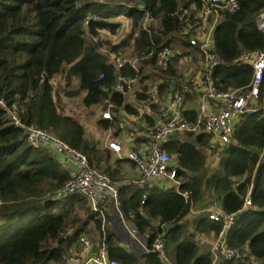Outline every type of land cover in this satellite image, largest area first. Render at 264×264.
I'll list each match as a JSON object with an SVG mask.
<instances>
[{"label": "trees", "instance_id": "1", "mask_svg": "<svg viewBox=\"0 0 264 264\" xmlns=\"http://www.w3.org/2000/svg\"><path fill=\"white\" fill-rule=\"evenodd\" d=\"M238 1L240 8L225 13L214 32L215 47L224 63L214 69L212 78L225 90L252 81L253 67L236 59L245 50L264 48V31L257 26L264 0ZM195 2L0 0V100L8 107L0 104V264H62L82 234L95 240L103 235L102 218L84 195L56 197L71 178L72 167L61 164L49 148L34 149L25 130L13 122L9 109L25 124L37 125L86 154L94 167L104 169L119 183L124 214L149 246L165 231L166 250L174 264H254L252 259L264 264V118L259 111L246 112L239 119L231 143L221 151L209 147L210 135L205 132L167 142L165 148L178 155L179 174L186 182L179 189L158 184L140 187L131 182L135 163L118 158L89 138L85 126L64 112L62 94L53 82L65 80L63 93L82 95L86 107L106 108L110 101L134 113L135 107L115 89L118 70L111 52L140 55L171 45L198 59L199 49L183 32L186 16L180 11L181 6L188 8ZM147 12L156 18L151 31L143 27ZM123 18L130 23L128 34L118 43L105 39L102 33L115 35ZM156 60L145 61L138 72L142 88L135 94L139 99L147 95V80L163 79L166 85L173 79L178 84L184 82L186 71L176 67L164 70ZM122 72L136 74L132 68ZM74 82L76 86L71 88ZM188 84L192 86L191 81ZM196 99L195 90L187 95L190 119L196 115ZM258 103L264 104V74ZM99 124L118 130L116 123L107 119L100 118ZM209 153L220 157L212 169ZM242 175L246 181L236 186ZM253 182V205L244 208ZM216 202L238 216L227 234L228 244L249 246L246 256L237 262L222 257L214 261L210 245L196 240L197 233L218 234L222 221L210 219L207 211L187 219L192 209H206ZM110 220L106 238L111 258L123 264H165L157 253L129 249L117 230H122V225Z\"/></svg>", "mask_w": 264, "mask_h": 264}, {"label": "built area", "instance_id": "2", "mask_svg": "<svg viewBox=\"0 0 264 264\" xmlns=\"http://www.w3.org/2000/svg\"><path fill=\"white\" fill-rule=\"evenodd\" d=\"M239 8L238 0H197L188 8L180 7L182 15L186 16L183 32L191 45L199 49L196 60L194 55H184L182 50L171 45L163 46L157 53L151 50L140 55H131L123 50L111 52V58L118 70L115 89L136 111L130 113L124 105L118 106L108 101L100 118L116 123V132L113 126L108 128L106 147L118 158L135 163V173L131 178L134 185L145 187L158 184L161 187L174 186L179 189L186 180L179 174L178 155L165 148L167 142L172 139L184 140L187 134L205 132L210 135L209 147L221 151L231 143L236 124L246 112L259 111L264 118V104L258 103L264 74V48L245 50L236 59L239 64H250L253 67V79L248 85L225 90L216 86L212 78L214 69L224 63L215 47V28L225 13H234ZM92 18L98 19L96 16ZM155 22L156 18L147 12L143 20L144 29L151 31V25ZM257 26L264 31V10L257 19ZM153 58L157 59V66L164 70L176 67L182 72L186 71L184 82L178 84V80L173 79L166 85L163 79L147 80V95L139 99L135 94L136 90L142 88L138 72L145 61H152ZM124 68H132L136 74H124ZM188 81L192 82V86ZM193 90L197 92L196 115L194 119H190L187 114L190 108L187 95ZM130 96L132 99L128 100ZM0 104L8 108L2 99ZM9 112L13 122L25 130L26 139L34 149L49 148L61 164L75 168L71 178L57 192L56 197L82 194L102 218V237L95 240L90 234H82L70 248L62 264H123L109 255L106 229L114 216L128 235L141 244L144 253H157L165 264H174L166 250L165 231L156 235L151 246L142 241L137 225L129 221L121 208L120 184L112 181L104 169L94 167L86 154L55 134L37 125L25 124L14 110L9 109ZM122 124L126 128H122ZM246 178V175L240 176L236 186L246 181ZM253 188L254 182L249 187L244 208L253 205ZM182 194L188 196V192ZM146 198L147 194L144 195V201ZM192 211L198 215L206 210ZM207 212L210 219L222 221L223 227L218 234L197 233L196 240L210 245L214 261L219 257L235 262L243 259L249 246H233L227 242V234L237 220V213L224 211L217 205L207 208ZM252 263L257 264V260L252 259Z\"/></svg>", "mask_w": 264, "mask_h": 264}, {"label": "rangeland", "instance_id": "3", "mask_svg": "<svg viewBox=\"0 0 264 264\" xmlns=\"http://www.w3.org/2000/svg\"><path fill=\"white\" fill-rule=\"evenodd\" d=\"M123 22L121 29L115 34H105L103 37L105 39H109L113 43H118L121 41L127 34L130 29V23L127 19H119ZM129 25V28H128ZM56 83L58 89H60L61 96V106L63 107V110L66 114L72 115L76 117L84 126L86 129V133L88 134V137L92 140L99 143V146L106 147L105 140H107L106 135L109 132V129H105L99 124L101 111L104 109L102 105H94L91 107H86L83 103V97L76 96V97H69L66 96L63 93V88L65 85V80L62 78H56L54 81ZM75 82L70 86L71 88L75 87ZM131 98H128V100ZM117 128V127H116ZM122 128H126L125 124H122ZM127 130H129L127 128ZM115 131V130H114ZM220 157L218 158V155H215L212 153L210 157L209 167L212 169V167L218 164ZM75 168L72 167V171H74ZM112 223L116 224L118 223L117 218L114 216L112 217ZM117 230L121 233L123 240L125 244L129 247L131 245V241L129 240L127 234L123 233L120 227L117 228ZM92 236V235H91ZM93 237V236H92Z\"/></svg>", "mask_w": 264, "mask_h": 264}, {"label": "crops", "instance_id": "4", "mask_svg": "<svg viewBox=\"0 0 264 264\" xmlns=\"http://www.w3.org/2000/svg\"><path fill=\"white\" fill-rule=\"evenodd\" d=\"M128 28H129V25H128ZM103 35H107L108 33L107 32H103L102 33ZM197 100V99H196ZM212 155V154H211ZM219 158V157H218ZM134 170L131 172V175L133 176L134 175ZM170 186H168V187H162V188H169ZM171 187H173V186H171ZM215 205H217L218 207H221L220 206V202H216L215 203ZM215 205H213V206H215ZM194 210H198L197 208H195ZM203 210H206L207 211V208L205 209H203ZM194 217H196V214L191 210V213L188 215V217H187V219H189V220H191V219H193ZM122 232H124L125 234H127V236L131 239V241H133V243L129 246V249H133V250H138L140 253H144V249H143V247L141 246V244H138V243H136L135 241H134V239L133 238H131L129 235H128V233L125 231V229L122 227ZM142 238V237H141ZM142 241L143 242H146L145 241V239H143L142 238ZM135 242V243H134ZM201 244V243H200ZM216 261V260H215Z\"/></svg>", "mask_w": 264, "mask_h": 264}]
</instances>
